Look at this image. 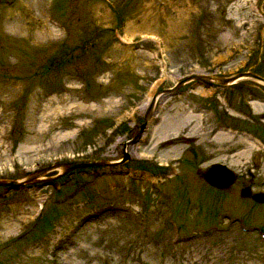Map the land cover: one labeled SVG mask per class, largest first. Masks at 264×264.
I'll list each match as a JSON object with an SVG mask.
<instances>
[{
  "label": "rangeland",
  "instance_id": "obj_1",
  "mask_svg": "<svg viewBox=\"0 0 264 264\" xmlns=\"http://www.w3.org/2000/svg\"><path fill=\"white\" fill-rule=\"evenodd\" d=\"M239 71L264 77V0H0V179L128 153L0 186V264H264V237L226 218L262 225L260 206L199 176L225 160L218 95L264 100V85L189 81L125 144L156 90Z\"/></svg>",
  "mask_w": 264,
  "mask_h": 264
},
{
  "label": "flooded vegetation",
  "instance_id": "obj_2",
  "mask_svg": "<svg viewBox=\"0 0 264 264\" xmlns=\"http://www.w3.org/2000/svg\"><path fill=\"white\" fill-rule=\"evenodd\" d=\"M200 87L220 90L236 88L238 90L240 85L229 84V86L226 85L221 87L201 85ZM180 88H188V84L182 85L177 91L166 94L170 97L172 94L178 93ZM227 91L228 92L224 95H218V98L224 102V109L228 114L222 123L224 129H226L227 135L224 155L225 160L223 162L215 160L208 165L220 163L225 165L228 171L232 173L233 179L224 190H226L234 207L237 200L243 203V206L257 205L260 206L259 211L264 217V112L252 110V108H255L254 106L264 104V100H257V96L251 95L252 92H250L247 98L238 96L236 100L238 104H234L232 92L229 90ZM191 104L197 105L196 108H198V111L196 113L200 116L207 115V113L209 114L210 112L204 102L200 104L191 102ZM208 118H210V114ZM183 139L186 142H194V140H191L188 136ZM203 158L206 157L204 156ZM180 162H182V159ZM201 171L202 170L199 171V176ZM254 194L259 195L262 201L253 199L252 195ZM234 214L235 213L226 215L227 222L231 224L236 223L240 231H254L255 234L259 232L264 234V224H250L244 222L242 217ZM241 227H244V229H241Z\"/></svg>",
  "mask_w": 264,
  "mask_h": 264
},
{
  "label": "water",
  "instance_id": "obj_3",
  "mask_svg": "<svg viewBox=\"0 0 264 264\" xmlns=\"http://www.w3.org/2000/svg\"><path fill=\"white\" fill-rule=\"evenodd\" d=\"M243 79H252V80H255L257 82L264 84L263 76H260L251 71H243V72L232 74L230 76H209L205 74H189L181 78L177 82H175V84H173L171 87L156 90L154 94L151 96L146 106V109L143 113L142 123L139 124L134 134L128 140L125 141V144L135 143L138 137L142 134V132L145 129L147 120L150 118L153 112L156 98L160 94L177 91L179 87H181L182 85H184L185 83L189 81H196L198 83H201L202 85H207V86L221 87V86H226L229 84H234L238 82L239 80H243ZM122 154H123V158L119 160H113V161L104 160V161H90V162H71V161L56 162L54 164H50L44 168L31 172L30 174H28L27 176L19 180L0 179V185L5 186L7 189H16L23 185H28L31 183L38 182L40 180V176L43 173L50 171V170H54V169H59V172L57 175H60V174H66L74 169H84V168L96 166V165L112 166L114 164L115 165L120 164L128 159V153L126 152L124 147L122 148ZM200 176L207 184H209L210 186L219 188V189L226 188L233 179L232 173L228 171L225 165L220 164V163H213V164L208 165L206 168H204L200 172ZM252 198L255 199L256 201H262L260 200L259 195L257 194L252 195Z\"/></svg>",
  "mask_w": 264,
  "mask_h": 264
},
{
  "label": "bare ground",
  "instance_id": "obj_4",
  "mask_svg": "<svg viewBox=\"0 0 264 264\" xmlns=\"http://www.w3.org/2000/svg\"><path fill=\"white\" fill-rule=\"evenodd\" d=\"M221 135V134H220ZM222 135H224L223 133H222ZM225 138V137H224ZM128 145V144H127ZM252 148V147H251ZM67 259V258H66Z\"/></svg>",
  "mask_w": 264,
  "mask_h": 264
}]
</instances>
